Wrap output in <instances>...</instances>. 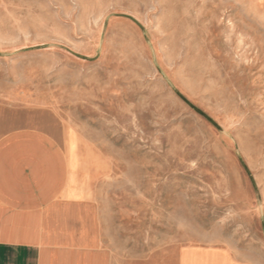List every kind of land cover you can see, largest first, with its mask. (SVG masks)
I'll return each instance as SVG.
<instances>
[{
  "label": "rangeland",
  "instance_id": "1",
  "mask_svg": "<svg viewBox=\"0 0 264 264\" xmlns=\"http://www.w3.org/2000/svg\"><path fill=\"white\" fill-rule=\"evenodd\" d=\"M6 85L109 163L132 262L215 238L264 264V0H0Z\"/></svg>",
  "mask_w": 264,
  "mask_h": 264
},
{
  "label": "crops",
  "instance_id": "2",
  "mask_svg": "<svg viewBox=\"0 0 264 264\" xmlns=\"http://www.w3.org/2000/svg\"><path fill=\"white\" fill-rule=\"evenodd\" d=\"M61 108L19 85L0 86V264H254L215 238L177 242L132 262L113 227L109 163L68 148Z\"/></svg>",
  "mask_w": 264,
  "mask_h": 264
},
{
  "label": "bare ground",
  "instance_id": "3",
  "mask_svg": "<svg viewBox=\"0 0 264 264\" xmlns=\"http://www.w3.org/2000/svg\"><path fill=\"white\" fill-rule=\"evenodd\" d=\"M49 145V144H48ZM55 166V165H54Z\"/></svg>",
  "mask_w": 264,
  "mask_h": 264
}]
</instances>
